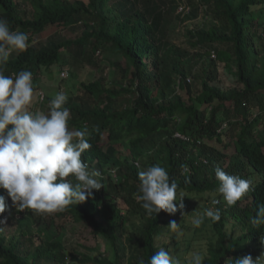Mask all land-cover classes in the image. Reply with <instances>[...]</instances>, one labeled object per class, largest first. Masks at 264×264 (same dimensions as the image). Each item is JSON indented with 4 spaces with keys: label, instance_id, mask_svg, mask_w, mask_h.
Here are the masks:
<instances>
[{
    "label": "trees",
    "instance_id": "obj_1",
    "mask_svg": "<svg viewBox=\"0 0 264 264\" xmlns=\"http://www.w3.org/2000/svg\"><path fill=\"white\" fill-rule=\"evenodd\" d=\"M179 1L24 0L20 4L0 0V19L29 36V47L13 52L3 65L5 75L27 70L35 84L44 69L60 64L61 72L74 77L83 67L100 68L96 54L103 52L115 58L123 78L130 79L128 87L119 82L111 87L105 78L82 84L81 97L70 94L66 104L70 130H88L91 148L82 159L97 162L107 176L106 189L63 211L47 214L28 209L19 218V211L0 189L8 204L0 215V264H70V260L138 264L141 258L147 264L161 247L157 237L168 226L167 219L180 212L148 217L135 198L137 172L151 164L167 170L170 180L178 184V196L220 199L221 219L212 222L218 239L209 244L204 264H225L229 258L264 250V225L250 223L257 206L264 203V51L257 46V40L264 45V0H189L194 15L200 8L194 4L197 1L213 11L221 26L189 32L195 46L206 49L201 58L207 67L200 76L193 65L172 64L165 56L163 40L170 15L184 2ZM75 28L81 29L79 36L57 38L62 30ZM39 40L46 43L36 45ZM120 61L126 62L125 68ZM219 64L235 67L236 87L225 90L216 84ZM173 84L188 92V101L168 95ZM177 133L189 139H178ZM158 135L163 137L159 141ZM229 150H233L231 158ZM216 166L252 180V190L233 206L226 205L216 191ZM118 199H124L127 209L118 207ZM183 203V212L189 210L190 215L200 210ZM45 215L52 219L46 221ZM67 217L103 236L111 259L85 254L78 258L67 253L62 241H45L33 234L35 226L49 229L53 218ZM14 223L21 231L9 236L7 226Z\"/></svg>",
    "mask_w": 264,
    "mask_h": 264
},
{
    "label": "clouds",
    "instance_id": "obj_2",
    "mask_svg": "<svg viewBox=\"0 0 264 264\" xmlns=\"http://www.w3.org/2000/svg\"><path fill=\"white\" fill-rule=\"evenodd\" d=\"M28 47L29 36L13 31L7 20L0 19V189L7 193L17 211L30 209L51 214L84 203L103 184L100 171L90 170L82 160V154L91 148L87 128H69L67 95L57 92L47 112L35 110L32 73L21 70L14 76L4 74L3 65L10 55ZM46 99H42V104ZM214 172L218 181L216 191L228 206L235 205L252 190L251 179L230 175L220 166ZM137 177L135 198L148 217L156 218L161 212L175 215L178 211L187 216L183 212L185 197L178 196V184L170 180L164 167L150 165L139 170ZM211 203L215 206L220 199H212ZM7 209L5 197L0 196V215ZM191 216L192 225L199 228L206 219L220 221L221 211L208 207L197 209ZM250 223L264 225V203L257 206ZM164 229L169 234L177 233L179 225L172 220ZM138 264H145V260L139 259ZM147 264H204V257L200 251H192L182 259L171 247H160ZM225 264H264V253L255 260L251 255L229 258Z\"/></svg>",
    "mask_w": 264,
    "mask_h": 264
},
{
    "label": "rangeland",
    "instance_id": "obj_3",
    "mask_svg": "<svg viewBox=\"0 0 264 264\" xmlns=\"http://www.w3.org/2000/svg\"><path fill=\"white\" fill-rule=\"evenodd\" d=\"M17 1L20 4L24 3V0ZM182 1L183 0H180L178 3ZM194 4L197 8L200 7L198 9L199 12L196 15L193 14L195 9L190 6L192 3L189 0H184L178 9V12L170 15V24L167 29L166 37L163 41L166 45L165 56L168 62L173 64L174 61H179L183 65H193L195 67V75L200 76L202 74V69L207 67L201 58V56H206V49L196 47L189 32L196 31L200 28L207 30L212 28H221V26L220 22L215 18L213 11L210 8L203 6L197 1ZM80 33V28H75L69 31L62 30L57 38L67 36L76 37L79 36ZM45 43L46 41L39 40L35 44L42 46ZM257 46L260 50H262V52L264 51V45L261 43V40H257ZM96 61L100 68L97 69V67L93 66L83 67L74 74V77L68 75L66 72H61V66H58L60 64H57L49 70L44 69L39 81L35 84L33 83L35 89L33 108L35 110L47 112L50 101L42 104V98L45 97L51 100L54 98L55 94L60 91H63L67 97H69L70 94L81 97V93L83 92L82 84H88L98 79L105 78V82L111 87L118 82L122 83L125 87L129 86L130 79L123 78L122 72H120L118 65L115 63V58H111L103 52H97ZM119 64L122 68H125L126 66L125 61H120ZM234 71L235 67L229 68L225 67L223 64H219V81H217L216 84L225 90L236 87V78L232 74ZM197 82L200 83V80H197ZM170 89L171 91L168 94L169 96L181 97L186 101L189 100L188 92L179 88L177 84H173ZM79 102H81V99H79ZM253 113L256 115L258 111L254 110ZM155 138L159 141L163 137L158 135ZM224 139L226 142L233 143L229 138L225 137ZM227 153H229V158H231L233 150H229ZM88 165L90 170L100 171V179L103 184V189L105 190L106 185L104 184L106 183L107 176L104 175L103 170L97 162H91L88 163ZM111 172L115 177V171L112 170ZM182 195L185 197L183 201H187V203L191 206L194 205L199 207L200 210L208 207L218 208L219 206V204L215 206L212 205L211 201L214 196L209 202L206 201L204 196L198 199L196 194L190 195L183 193ZM117 204L119 208L123 210L127 209L124 199H118ZM27 212L28 209L19 211L20 214L18 213L17 217H22V214ZM184 214L187 216L183 217L181 212H179L172 218L167 219L168 222L175 220L179 225V231L177 233L169 234L167 230L164 229L167 226L164 227L162 235L157 237V244L165 248L171 247L174 254H179L182 259L192 251H200L205 260L208 257L209 244L215 243L218 239V237L214 235L213 223L212 221L206 219L204 224H202L199 228H196L191 223L192 216L190 215V211L188 210V212H184ZM51 219L52 216L48 217L46 221L49 222ZM53 219L54 221H51L53 224L52 228L48 229L46 227H37L36 230L35 226L32 230L33 234L40 235L45 241H62L67 253L69 255L77 256L78 258L85 254L96 259H111L112 251L107 245L104 237L101 235H95L91 227L85 224L77 223L69 217ZM7 227V233L9 236L20 233L21 231L18 229L16 223H14V225H8ZM24 227H27L26 221H24ZM230 227L231 225L227 227L228 231H230ZM239 234V232H236V235ZM40 240L41 238L38 237L36 242L40 244ZM262 253H264L263 249H255L254 255L251 256L253 260H255L260 257ZM70 264L78 263H73V261L70 260ZM88 264L93 263L90 262Z\"/></svg>",
    "mask_w": 264,
    "mask_h": 264
},
{
    "label": "built area",
    "instance_id": "obj_4",
    "mask_svg": "<svg viewBox=\"0 0 264 264\" xmlns=\"http://www.w3.org/2000/svg\"><path fill=\"white\" fill-rule=\"evenodd\" d=\"M42 99H44V97H43ZM176 138L181 139V140H183V141L189 139V138H187V137H185V136H183V135H181V134H179V133L176 134Z\"/></svg>",
    "mask_w": 264,
    "mask_h": 264
}]
</instances>
